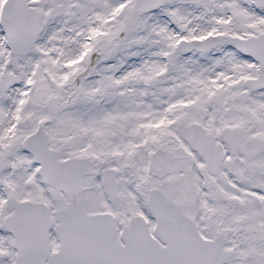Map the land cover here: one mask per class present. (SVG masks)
Listing matches in <instances>:
<instances>
[{"label": "snow or ice", "instance_id": "6c2138e0", "mask_svg": "<svg viewBox=\"0 0 264 264\" xmlns=\"http://www.w3.org/2000/svg\"><path fill=\"white\" fill-rule=\"evenodd\" d=\"M0 264H264V0H0Z\"/></svg>", "mask_w": 264, "mask_h": 264}]
</instances>
